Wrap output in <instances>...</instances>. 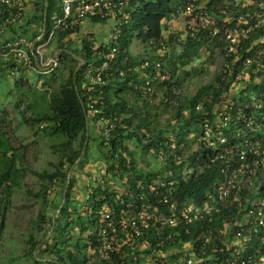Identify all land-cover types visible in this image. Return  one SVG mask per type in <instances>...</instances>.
<instances>
[{
    "label": "trees",
    "instance_id": "16d2710c",
    "mask_svg": "<svg viewBox=\"0 0 264 264\" xmlns=\"http://www.w3.org/2000/svg\"><path fill=\"white\" fill-rule=\"evenodd\" d=\"M28 1H34V13L27 24L32 29L27 37L26 32L20 35L32 42L39 36L47 18L50 17L51 20L53 14L60 13L61 0ZM232 2L233 0H210L207 9L211 14H217L219 8H224ZM185 3L186 0L129 1L125 8L128 21L121 28L116 58L105 71L108 78L93 85L82 76L84 67L92 61V49L87 39H93L98 43L108 41L87 34L80 50H75L70 48L71 38L82 25L75 31L58 32L50 48L54 45V50L60 52L59 64H63L68 71L66 79L58 82L55 87L50 85L52 89L48 92V102L44 109L36 106L37 101H32V105L25 109L20 103L14 104L21 124L29 129L36 126L42 136L57 142L49 147L50 153L55 158L51 170H43L41 173L31 172L42 182L40 189L33 196L42 197L46 202L54 184H57L59 189L56 215L49 218L50 228L45 230L41 227L40 223L44 225L47 220L43 215L38 214L34 224L37 235L28 233L26 237V255L30 258L31 264H146L145 260L148 257L151 259L154 257L150 255V249L146 251L138 249L142 241H146L150 248H155L161 243L162 246L158 250L162 254L181 245H188L200 259L211 257L210 250L214 246L224 248V238L219 232L223 230L224 222L233 218L238 209L236 204L229 207L222 204L218 213L212 212L206 219L190 225H181L174 229L163 227L159 228V231L151 226L133 243L121 246L118 252L109 253L107 261L99 258L95 252L88 251L89 244L97 245L96 235L99 231L101 211L111 208L117 216L120 210L125 209L121 202L128 203L132 198L135 199L133 206L137 205L135 193L138 191L135 190V181L146 182L157 176L166 181L174 180L176 184L173 195L176 202L201 205L210 184L218 177V164H209L207 156L210 150L204 148L199 139L201 122L213 118V112L219 105L220 94L235 83V78L243 70L242 63L245 58H254L252 52L256 47L251 48V46L253 41L260 38L262 30L242 42V49L237 53L238 61L231 68L229 75L222 66L207 84L199 87L189 97H182L185 83L204 72L202 67L197 68L195 65L201 59L199 52L202 48L208 51L206 63L213 64L214 51L224 61L222 30L212 35L208 30H200L193 37L184 31L186 37L180 42L178 40L183 36L182 32H173L164 36L163 31L168 29L166 24L184 10ZM44 9H46L45 19ZM86 21L97 26L98 23H102L96 18ZM134 38H137L142 46L137 56L132 54ZM160 43L166 47L173 44L170 51L168 50L162 58L157 55ZM259 57L263 68L259 69L255 65L251 68L258 71L257 76H264V56ZM78 59L84 61V66L76 71ZM145 61L148 62V67L142 68ZM156 61L160 63V68L157 70L154 67ZM93 63L97 68L100 62ZM0 68L8 72L10 70L7 63H0ZM20 70L24 69L20 68ZM120 72L123 74L119 75ZM161 78L166 79L159 82L158 92L155 93L154 88ZM147 79H152L149 92L145 90ZM51 82L54 84L55 80ZM89 86L91 89L87 91ZM261 92H264V80L257 85L253 81V76H250L245 87L239 92L238 105L249 103L253 95L256 99L260 98ZM156 98L158 101L155 100ZM88 101H94L92 109L98 110L96 118L90 122L85 115ZM30 108L36 112L32 117H26V110ZM162 114L168 115L164 122L161 120ZM3 117L7 120L6 127H9V115L6 112H3L0 118V125L5 126V122L1 121ZM112 118L116 121L110 138L104 139L100 136V132L95 136L98 137V151L105 167L103 184L87 186L84 192L85 198L77 201L75 195L77 181L68 173L83 166L87 160L85 154L91 132L90 124L97 123L99 119ZM194 129L197 130L198 135L191 137ZM14 135L13 130L10 134L0 131L1 209H3L1 196L11 186H20L19 178L25 171L20 152L23 148H14L12 144ZM130 146L138 151L137 157ZM193 146L195 147L192 149ZM175 156L180 158L179 162L174 160ZM150 158L156 163L161 162V165L157 166L155 171L143 173V167L147 166L145 162ZM186 167L192 172L183 182L180 175ZM106 176L116 179L117 184L118 181L125 182L124 187L121 186L122 192L116 187V183L110 185ZM27 193L31 194L29 191ZM256 193L259 198L264 199V186L257 187ZM243 195H246V191L242 193ZM145 202L149 204L151 210L156 206L154 198L148 194L145 195ZM4 223L5 217L2 213L0 237L5 227ZM208 231H212V241L203 247L204 255H200L203 238Z\"/></svg>",
    "mask_w": 264,
    "mask_h": 264
},
{
    "label": "built area",
    "instance_id": "2783aa9c",
    "mask_svg": "<svg viewBox=\"0 0 264 264\" xmlns=\"http://www.w3.org/2000/svg\"><path fill=\"white\" fill-rule=\"evenodd\" d=\"M129 1L61 0L60 13L51 17L52 30L45 42L42 41L45 25L32 42L21 35L5 42V36L22 21L27 0H0V63L10 66L9 73L12 76H17L20 68L37 75L51 74L59 66L60 57L58 50H50L55 35L58 32L75 31L83 21L96 18L102 22L99 25L111 26L107 43L87 39L92 49V61L86 64L82 76L90 85L97 84L108 78L105 71L116 58L121 28L128 21L125 8ZM208 1L186 0L184 10L171 21L182 19L183 32L187 31L190 37L200 30H208L211 35L222 30L225 61L222 66L228 75L238 61L237 53L242 49V42L262 30L260 38L253 41L251 46L256 47L252 52L254 58H245L243 70L235 78V83L220 94L213 118L201 122L199 139L204 148L210 150L207 156L209 164H218V177L210 184L201 205L176 202L173 195L176 184L174 180L166 181L157 176L146 182L135 181V190L138 191L135 193L138 200L136 206H133L135 199L132 198V202H121L125 209L120 210L117 216L111 208H105L99 213L97 245L89 244L88 251L95 252L105 261L109 259V253L118 252L121 246L133 243L151 226L159 231L163 227L174 229L190 225L206 219L212 212L218 213L222 204L227 207L236 204L238 209L233 218L224 222L223 230L219 232L224 238V248L214 246L210 250L211 257L198 258L188 245H181L162 254L158 250L161 243L150 248L146 241H142L138 249H150V255L154 257L152 260L157 263L160 259L164 262L172 256L171 264H264V199L256 193L257 187L264 186V92L259 94L258 99L251 96V101L244 105H238L237 102L239 92L250 76H253L257 85L264 80V76H257L258 71L251 68L253 65L263 68L259 56H264V0H233L232 4L219 8L217 14L209 12ZM166 31L173 33L168 29ZM185 37L184 33L178 41ZM159 46L157 55L162 58L166 55L167 47L163 43ZM44 49L51 52L46 54ZM94 61L100 62L97 68ZM78 65L79 68L84 66V61L79 59ZM141 67H148V62H143ZM154 67L159 69L160 63L156 61ZM151 80L145 82V90L148 92ZM90 89V86L87 87V91ZM92 104L94 101H88L85 114L89 122L98 114V110L92 109ZM115 121V118L99 119L100 136L106 140L110 138L115 129ZM179 159L174 157L177 162ZM191 172L186 167L180 179L185 182ZM244 191L246 195L242 196ZM146 194L154 198L156 206L152 210L145 202ZM212 236V231L205 234L200 255H204L203 247L212 241Z\"/></svg>",
    "mask_w": 264,
    "mask_h": 264
},
{
    "label": "rangeland",
    "instance_id": "374dc122",
    "mask_svg": "<svg viewBox=\"0 0 264 264\" xmlns=\"http://www.w3.org/2000/svg\"><path fill=\"white\" fill-rule=\"evenodd\" d=\"M40 26L42 27V25ZM129 26H131L130 22ZM110 28L111 26L107 24L100 25L98 29L101 30V38L98 39L106 41L110 34ZM31 29L32 28H30L29 32H31ZM51 30L52 24L49 17L45 23L43 42L48 39V34ZM168 30L174 33L183 32L182 19L171 21L168 24ZM164 34L168 35L172 33H167L166 31ZM172 45L173 44L167 46V52L168 50L170 51ZM70 48L72 49V46H70ZM51 49H54V45H51ZM50 50L44 49L43 51L47 54L51 52ZM141 50L142 46L140 42L137 38H134L132 54L137 56ZM199 53L201 59L197 61L195 65L197 68L202 67L204 72L185 83L182 89V97H189L194 94L199 87L207 84L222 67L223 60L216 51L213 52V64L205 62L208 51L202 48ZM77 67H79V65ZM52 74H54V77H52ZM52 74L37 75L26 70H20L17 76H12L6 69L3 70L0 68V118L3 116V112H6L10 120L8 123L9 127H6L7 120L3 117L4 119L1 121L5 122V126L0 125V131H6L8 134H10L11 130L14 131L15 135L12 144L14 148H23L20 149V152L23 156L22 165L25 167V171H23L22 176L19 178L20 186H11L10 189L1 196L3 209L0 208V214L4 213L5 227L0 237V264H31L30 258L26 255L27 245L25 240L28 233L37 235L34 224L38 219V214L43 215L47 220V223L44 225L42 222L40 223L41 227H44L45 230L50 228L49 218H53L56 215L55 209L58 205L57 193L59 190L57 184H54V187H52L48 195V200L44 202L42 197L33 196V194H36L40 189V184L42 182L31 172L41 173L43 170H51L55 158L50 153L49 147L57 142L52 138L42 136L38 127L35 126L33 129H29L27 126L25 127L21 124L14 106V104L20 103L21 107L25 109L32 105V101H37L36 106L44 109L48 102V92L52 89H50V85H54L53 87H55L58 82L65 80L68 71L66 67L60 63ZM53 79L55 80L54 84L51 82ZM164 79L166 78H161L160 81H158V85L154 88L155 93L158 92V87ZM155 100L158 101V98ZM34 112L36 111L32 108L26 110V117H32ZM167 118V114H162V122ZM89 127L91 132L88 142L86 143L88 149L85 154L87 160L84 162L83 166L68 173L69 176L72 175L77 181L75 188L77 201L78 199L85 198L84 192L87 186L94 187L97 183L100 185L103 184L102 177L105 167L103 162H101L102 158L98 151V137H95L99 135L100 127L98 123H91ZM195 135H198V133L197 130L194 129V134L191 137ZM194 147L195 146L191 148L193 149ZM130 149L135 157H137L138 151L135 150L136 148L130 146ZM145 163L147 166L143 167V173L155 171L156 166H158L151 158ZM159 165H161V162H159ZM105 178L110 182V185L112 183L117 184L116 179L108 176ZM262 178L264 179V168L262 170ZM124 183L125 182L122 183L118 181L116 187H119L121 191V186L124 187ZM117 190L119 191V189ZM27 191L31 194H28ZM32 227L34 228L32 229ZM171 257H168V259L166 258L164 262L160 259L158 263L148 257L145 262L146 264H171Z\"/></svg>",
    "mask_w": 264,
    "mask_h": 264
},
{
    "label": "crops",
    "instance_id": "0c3cea01",
    "mask_svg": "<svg viewBox=\"0 0 264 264\" xmlns=\"http://www.w3.org/2000/svg\"><path fill=\"white\" fill-rule=\"evenodd\" d=\"M33 3L34 1H28L27 0V5H26V9H25V13H24V17L22 19V21L20 23H17L14 26V29L10 31V33H8L5 38L3 39V41L8 42L10 41L13 37H17L18 34L20 35V33H25L26 37L28 35L30 27L28 24V20L30 18V16L34 13V7H33ZM100 25H94V24H90L88 21H84L81 29L73 34V37L70 36V38L72 39V49L75 50H80L81 47V43L82 41L85 39V37H87V34H92L93 36H95V38H101V30L98 29ZM27 28V29H26ZM165 31H163L164 33ZM51 49V48H50ZM54 50V49H53ZM79 60V59H78ZM158 166L159 163H157ZM157 167V166H156Z\"/></svg>",
    "mask_w": 264,
    "mask_h": 264
},
{
    "label": "water",
    "instance_id": "95a60500",
    "mask_svg": "<svg viewBox=\"0 0 264 264\" xmlns=\"http://www.w3.org/2000/svg\"><path fill=\"white\" fill-rule=\"evenodd\" d=\"M45 15H46V9H44V13H43V17L45 19ZM79 69V67L76 68V71Z\"/></svg>",
    "mask_w": 264,
    "mask_h": 264
}]
</instances>
